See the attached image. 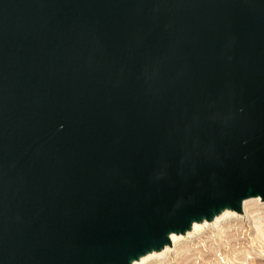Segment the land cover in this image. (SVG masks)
I'll list each match as a JSON object with an SVG mask.
<instances>
[{
    "label": "water",
    "instance_id": "1",
    "mask_svg": "<svg viewBox=\"0 0 264 264\" xmlns=\"http://www.w3.org/2000/svg\"><path fill=\"white\" fill-rule=\"evenodd\" d=\"M264 202V0H0V264H136Z\"/></svg>",
    "mask_w": 264,
    "mask_h": 264
},
{
    "label": "bare ground",
    "instance_id": "2",
    "mask_svg": "<svg viewBox=\"0 0 264 264\" xmlns=\"http://www.w3.org/2000/svg\"><path fill=\"white\" fill-rule=\"evenodd\" d=\"M247 218L249 219L250 225L254 229V234H255L254 239L264 245V202H262L260 199H251L245 202L243 215H239L237 213L227 211L221 217L217 218L214 223L195 224L193 231L189 233L187 236L183 237V236L173 235L172 236L173 246L171 248H167L164 252L160 254L148 255L142 258L136 264H149L154 261L165 260L170 256L174 255L175 252H176L177 261H182L183 263H187V264H197V262L195 261H198L197 258H199V256L195 252L193 253V250L185 246L182 242H189L187 241L186 238H191V240H194L195 238L199 237L202 233L206 232L207 230L217 229V228H220V231L217 234L219 243L215 244L213 242L212 245H210L212 246L211 252L214 255H212V253L211 254L205 253L204 258H208L210 260L211 258L214 257V260L217 263L228 264L230 255L227 253V251H221L223 245L220 242V235L223 229H226V234L228 235V237L231 236L232 238V235L229 232V229L231 227L230 223H224V222L234 219L246 221ZM222 223L224 224L222 225ZM212 237L215 240V237L214 236ZM191 253L193 255H191ZM233 253L235 255L236 251L234 250ZM191 257H195L196 260L192 259ZM190 259L192 261H190Z\"/></svg>",
    "mask_w": 264,
    "mask_h": 264
},
{
    "label": "rangeland",
    "instance_id": "3",
    "mask_svg": "<svg viewBox=\"0 0 264 264\" xmlns=\"http://www.w3.org/2000/svg\"><path fill=\"white\" fill-rule=\"evenodd\" d=\"M224 223H230L231 227L229 229V232L232 235V238L231 236L228 237V235L226 234V229H223L220 235V242L223 245L221 251H227V253L230 255L228 264H264V245L254 239L255 237L254 229L250 225L249 219L247 218L246 221L234 219ZM224 223H222V225ZM219 231L220 228L209 229L206 232L202 233L199 237L195 238L194 240H191V238H186L187 241L189 242H182L185 246L192 249L193 253L195 252L199 256V258H197L198 261H195L197 262V264H221V263H217L214 260V257L211 258L210 260L208 258H204L205 253L207 254L212 253L211 252L212 246L210 245H212L213 242L215 244L219 243L217 237ZM212 236L215 237V240ZM234 250L236 251L235 255L233 253ZM191 255L193 254L191 253ZM212 255L214 254L212 253ZM191 258L196 260L195 257H191ZM190 261L192 260L190 259ZM149 264H187V263H183L182 261H177L176 252H175L174 255L170 256L165 260L154 261Z\"/></svg>",
    "mask_w": 264,
    "mask_h": 264
}]
</instances>
